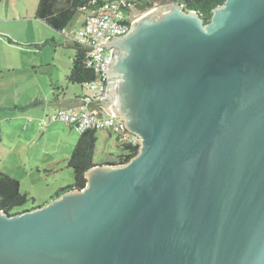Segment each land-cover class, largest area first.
Instances as JSON below:
<instances>
[{"label": "water", "instance_id": "water-1", "mask_svg": "<svg viewBox=\"0 0 264 264\" xmlns=\"http://www.w3.org/2000/svg\"><path fill=\"white\" fill-rule=\"evenodd\" d=\"M104 99L140 141L32 211H0V264H264V0L206 23L169 2L107 38Z\"/></svg>", "mask_w": 264, "mask_h": 264}, {"label": "rangeland", "instance_id": "rangeland-1", "mask_svg": "<svg viewBox=\"0 0 264 264\" xmlns=\"http://www.w3.org/2000/svg\"><path fill=\"white\" fill-rule=\"evenodd\" d=\"M164 2L154 0V7ZM38 3L39 0H0V8L9 6L11 17L17 20L22 17L20 29L17 25L10 26L12 39L18 44L11 47L0 44V58L11 54L23 60L18 69L0 74V171L19 181L22 194L32 199L15 213L43 206L61 188L75 185L68 159L81 136L66 123L51 119L63 108L57 99L78 100L84 90L68 80L75 49L62 34L35 18ZM84 18L85 14L80 13L72 28L79 29ZM44 30L55 37L56 46L50 44L40 49L35 46ZM19 114L23 115L22 123L14 119ZM118 146L114 135L109 137L108 132L98 131L94 163L100 165L110 155H119Z\"/></svg>", "mask_w": 264, "mask_h": 264}, {"label": "trees", "instance_id": "trees-1", "mask_svg": "<svg viewBox=\"0 0 264 264\" xmlns=\"http://www.w3.org/2000/svg\"><path fill=\"white\" fill-rule=\"evenodd\" d=\"M132 7L137 12H146L152 9L154 0H129ZM226 0H183V4L187 11L197 12L200 17L209 23L213 11L222 6ZM108 0H39L35 17L44 25L64 35L63 31L72 28L77 16L81 13L82 9L86 10H99L106 4ZM176 2V0H165V3ZM72 48L75 49L76 54L73 60V67L71 69L68 80L72 84H78L83 87L86 83L95 81L96 77L92 69L86 67L87 50L78 44L68 42ZM50 44L57 45L54 39L47 40L42 46ZM40 49L41 46H37ZM79 98L78 100H81ZM98 131L89 130L81 134L72 156L68 159V165L73 169L75 174V185L61 188L51 198V201L58 199L64 194H67L76 189H84L87 184L86 173L94 168L95 148L97 143ZM123 154L115 161H108L103 165H118L129 162L137 153L139 148H130L123 146ZM131 152L130 154H126ZM30 199L28 194H22L20 191V183L16 179L8 176L0 171V211L8 214H18L26 211H32L40 207H32L29 210H24L15 213L26 207ZM50 201V202H51ZM50 202L45 203L46 206Z\"/></svg>", "mask_w": 264, "mask_h": 264}, {"label": "built area", "instance_id": "built-area-1", "mask_svg": "<svg viewBox=\"0 0 264 264\" xmlns=\"http://www.w3.org/2000/svg\"><path fill=\"white\" fill-rule=\"evenodd\" d=\"M129 0H108L99 10L82 9L85 18L77 30L70 28L63 31L68 42L78 44L87 50L86 67L92 69L95 81L83 85L84 94L78 108L60 110L51 119L69 125L83 134L89 130L105 131L114 135L121 146L139 148L140 141L119 118H111L101 112L92 111L93 106L102 101L108 85V67L110 52L99 48L107 38L126 35L132 28L135 17L141 15L129 3ZM183 6V0H176ZM127 152L126 154H130Z\"/></svg>", "mask_w": 264, "mask_h": 264}, {"label": "crops", "instance_id": "crops-1", "mask_svg": "<svg viewBox=\"0 0 264 264\" xmlns=\"http://www.w3.org/2000/svg\"><path fill=\"white\" fill-rule=\"evenodd\" d=\"M21 19H22V17L20 18V20H17L15 17H11L10 16L9 6H4L2 9L0 8V36L1 35L5 36L4 34H6L7 37L5 36V38L9 39V40H7L5 38H0V44H4L5 45V43H7V45L10 46V47L13 46L14 44H18L17 42H15L14 39H12L13 35H12L11 31H10V26H11V24L12 25H17V27L20 29L21 23H22ZM40 23H41V25L42 24L44 25V23H42V22H40ZM1 24H4L5 26H1ZM1 32H4V33H1ZM43 36H46L45 37L46 39H43ZM63 36H64V38L66 40V36L65 35H63ZM38 38H40V40L36 41L37 43H34V44H35V46L39 45L41 47H43L42 45L45 42H47L48 38H53L55 40V37L51 34V32H48L47 30H44L43 35L38 37ZM7 49H10V48L8 47ZM7 51H9V50H7ZM19 64H23V60L22 59L19 60L18 57H13L11 54L10 55L6 54L4 56H1V58H0V74H3L4 72H11L13 70V68L18 69L17 66H19ZM32 67H34V69H35V65H33V63H32ZM43 100H47V99H43ZM57 101H59L60 107H63L61 110H66V109H70V108H78L79 105H80V100H77V99L73 100L71 98H68V99L63 98L61 101L59 99H57ZM92 111L98 112L99 110H97L93 106ZM22 116L23 115H21V114L16 115L14 117V119H16L17 121L22 123L23 122V119H22L23 117ZM108 135H109V137H112V134L108 133ZM116 141H117V139H116ZM117 144H119L118 148L120 149V154L117 155L116 157L113 156V155H110V157L108 159H106L103 163L108 162V161L109 162L110 161H115V160L118 159L119 156H121L123 154L122 146L120 145V143L118 141H117ZM103 163L100 164V165H103Z\"/></svg>", "mask_w": 264, "mask_h": 264}]
</instances>
